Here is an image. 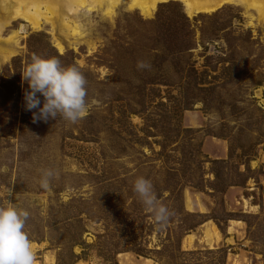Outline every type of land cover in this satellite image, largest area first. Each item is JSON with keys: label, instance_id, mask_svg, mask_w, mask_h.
<instances>
[{"label": "rangeland", "instance_id": "rangeland-1", "mask_svg": "<svg viewBox=\"0 0 264 264\" xmlns=\"http://www.w3.org/2000/svg\"><path fill=\"white\" fill-rule=\"evenodd\" d=\"M129 3L2 32L0 206L29 212L36 264H264V21L235 4L189 17L163 2L147 18ZM33 56L79 68L84 118L33 122ZM139 177L166 225L133 191Z\"/></svg>", "mask_w": 264, "mask_h": 264}, {"label": "clouds", "instance_id": "clouds-1", "mask_svg": "<svg viewBox=\"0 0 264 264\" xmlns=\"http://www.w3.org/2000/svg\"><path fill=\"white\" fill-rule=\"evenodd\" d=\"M22 79L29 88L24 94L26 110H35L33 122H47L60 115L75 124L87 114V81L78 67L63 66L56 57L33 56L23 70ZM54 175L52 170H45L40 186L49 189ZM133 191L158 225L168 223L171 212L158 200L150 180L137 178ZM10 195L11 189L7 197ZM28 218L27 210L17 208L8 199L6 205L0 206V264H36L33 246L25 231Z\"/></svg>", "mask_w": 264, "mask_h": 264}, {"label": "bare ground", "instance_id": "bare-ground-1", "mask_svg": "<svg viewBox=\"0 0 264 264\" xmlns=\"http://www.w3.org/2000/svg\"><path fill=\"white\" fill-rule=\"evenodd\" d=\"M120 0H0V40L4 29L11 22L23 20L33 29H39L42 21L54 24V18L61 17L62 10L65 8L67 13L76 11L75 8L89 6L106 7L105 13L111 14L113 8ZM180 2L187 16H195L199 13H213L224 5H241L247 10L257 12L259 19L264 21V0H129V8L137 9L144 16L149 18L155 11L156 6L163 2ZM62 9V10H61ZM61 11V14H60ZM61 19V18H60ZM62 27L69 35H76L80 31L78 24L70 25L69 21L62 19ZM9 38V37H8ZM11 39V38H10ZM9 39V40H10ZM59 49L62 47L58 44ZM3 52V51H2ZM9 53L6 56H8Z\"/></svg>", "mask_w": 264, "mask_h": 264}]
</instances>
